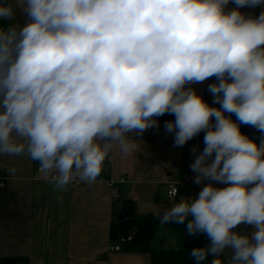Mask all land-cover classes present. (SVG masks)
Returning a JSON list of instances; mask_svg holds the SVG:
<instances>
[{
	"label": "clouds",
	"instance_id": "9594fccd",
	"mask_svg": "<svg viewBox=\"0 0 264 264\" xmlns=\"http://www.w3.org/2000/svg\"><path fill=\"white\" fill-rule=\"evenodd\" d=\"M234 8H228L229 4ZM264 0H4L0 20V156H27L54 188L94 183L114 147L158 127L182 147L205 132L191 164L195 198L159 214L209 243L194 264H264ZM215 77L211 106L190 85ZM236 120L232 119V116ZM256 128L262 139L241 132ZM197 153V149H192ZM10 174L16 169L9 168ZM209 181L208 183H204ZM217 184L225 185L223 187ZM178 195V189L170 193ZM191 218V219H189ZM252 226L251 233L239 232Z\"/></svg>",
	"mask_w": 264,
	"mask_h": 264
},
{
	"label": "crops",
	"instance_id": "0c3cea01",
	"mask_svg": "<svg viewBox=\"0 0 264 264\" xmlns=\"http://www.w3.org/2000/svg\"><path fill=\"white\" fill-rule=\"evenodd\" d=\"M240 10L258 16L264 5ZM25 21L24 13L16 9L15 20H0V26H23ZM208 81L190 86L203 97ZM174 137L175 133L167 132L165 125L134 135L136 150L124 155L118 146L114 147L96 182H73L64 190L36 177L39 164L27 156H0V171L16 169L0 190V255L23 258L20 264H152L149 252L129 249L123 237L112 236L115 213L122 214L116 199L122 192L133 200L138 215L159 216L165 208L179 202L180 196H198L203 185L194 183L195 173L190 166L205 147L203 135L199 133L182 147L174 146ZM193 148L197 153H193ZM185 174L191 180L180 182L178 195L170 196L166 178L181 180ZM111 176L127 178L119 185L117 196L111 194L106 182ZM186 225L187 221L161 227L151 246L178 249L190 237ZM239 228V232L254 230L245 225ZM115 244H120L121 249H111ZM224 258L223 264H227L230 253L226 252Z\"/></svg>",
	"mask_w": 264,
	"mask_h": 264
},
{
	"label": "trees",
	"instance_id": "16d2710c",
	"mask_svg": "<svg viewBox=\"0 0 264 264\" xmlns=\"http://www.w3.org/2000/svg\"><path fill=\"white\" fill-rule=\"evenodd\" d=\"M214 82H217L215 77L209 78L203 98L211 106L219 107L218 104L213 103V95L208 91V86ZM232 119L236 120V117L233 115ZM174 120V115L166 113L163 116L158 117V125H165L167 121ZM242 126L243 130L241 129V132L259 144L262 139V134L254 127L244 124H242ZM216 186L223 187L225 185L217 184ZM116 200L121 204L122 216L117 212L115 213L112 236L114 238L123 237V242L129 249H139L149 252L152 264H194L193 259L189 256L191 250L194 248L205 247L209 243L205 234L198 233L186 239L178 249L153 247L150 244L151 240L161 228L159 224V216L153 214L138 215L134 210L133 200L124 196L122 192H120ZM239 227L237 230L241 229ZM211 259L212 257H209L204 264H209ZM221 259L224 263V256ZM22 260L23 258L20 257L0 255V264H20Z\"/></svg>",
	"mask_w": 264,
	"mask_h": 264
},
{
	"label": "built area",
	"instance_id": "2783aa9c",
	"mask_svg": "<svg viewBox=\"0 0 264 264\" xmlns=\"http://www.w3.org/2000/svg\"><path fill=\"white\" fill-rule=\"evenodd\" d=\"M111 162V159L109 160ZM111 163H107V166L110 165ZM9 168H6L4 171H0V190L2 188H4L7 184V181L10 179V173L8 171ZM39 169V166H38ZM38 178H44L42 175H40L39 170H38V175L36 176ZM191 180V176L188 174H185L183 176V178L181 180H176V179H171V178H166L165 182L167 183L168 187H169V195L172 192V190L178 189L179 191V183L180 182H184V181H190ZM127 181L125 176H120L118 178L116 177H109L106 179L107 184H109L110 188H111V194L113 196H117L120 192L119 188H120V184L125 183ZM76 185H80L82 183L85 182H74ZM171 196V195H170ZM121 245L120 244H115L111 247V249L114 250H119L121 249Z\"/></svg>",
	"mask_w": 264,
	"mask_h": 264
},
{
	"label": "rangeland",
	"instance_id": "374dc122",
	"mask_svg": "<svg viewBox=\"0 0 264 264\" xmlns=\"http://www.w3.org/2000/svg\"><path fill=\"white\" fill-rule=\"evenodd\" d=\"M240 128L242 129L243 128V126H242V124H241V126H240ZM243 130V129H242ZM201 135H203V142H204V135H205V132H201ZM206 146V145H205ZM127 179V178H126ZM127 182V181H126ZM121 185V184H120Z\"/></svg>",
	"mask_w": 264,
	"mask_h": 264
},
{
	"label": "water",
	"instance_id": "95a60500",
	"mask_svg": "<svg viewBox=\"0 0 264 264\" xmlns=\"http://www.w3.org/2000/svg\"><path fill=\"white\" fill-rule=\"evenodd\" d=\"M121 216H122V214H121Z\"/></svg>",
	"mask_w": 264,
	"mask_h": 264
}]
</instances>
